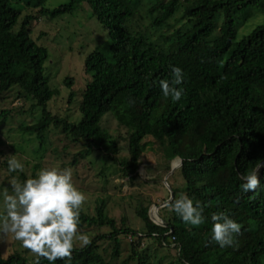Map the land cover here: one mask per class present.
<instances>
[{
    "label": "trees",
    "instance_id": "16d2710c",
    "mask_svg": "<svg viewBox=\"0 0 264 264\" xmlns=\"http://www.w3.org/2000/svg\"><path fill=\"white\" fill-rule=\"evenodd\" d=\"M81 2L105 40L83 58L89 79L69 119L67 113L60 117L49 110L59 93L49 87L50 73L44 71L47 48L38 40L45 32L32 37L31 24L42 20L47 28ZM44 3L0 0V127L11 117L26 116L15 128L33 137L38 159L48 129L57 128L79 145L66 166L98 151V173L106 176L110 161L131 185L141 153L155 144L159 176L177 158L182 164L167 175L168 187L156 175L149 183L167 188L162 200L171 192L173 200L187 195L194 204L199 201L204 216L201 225H190L162 205L159 224L149 218L148 201L138 194L134 214L140 228L135 230L126 214L117 223L108 216L99 194L91 213L84 205L79 229L106 230H84L91 244L83 249L76 244L71 260L54 264H154V252L141 246L145 239L174 252L164 263L158 256L156 264H264V166L256 191L242 190L243 177L264 162V0H67L50 9ZM173 66L184 73L183 82L174 85L183 91L178 101L165 97L159 84L172 82ZM71 82L63 78L67 101ZM7 100L15 103L2 106ZM106 113L127 135L126 157L116 158L117 139L100 124ZM38 166L16 177L20 182L34 178ZM219 212L241 225L231 246L211 241V217ZM27 251L3 254L0 249V264H33ZM40 264L49 261L41 258Z\"/></svg>",
    "mask_w": 264,
    "mask_h": 264
},
{
    "label": "rangeland",
    "instance_id": "374dc122",
    "mask_svg": "<svg viewBox=\"0 0 264 264\" xmlns=\"http://www.w3.org/2000/svg\"><path fill=\"white\" fill-rule=\"evenodd\" d=\"M66 1L45 0L44 6L50 9ZM83 4L85 5L84 7L82 6ZM42 23H44L42 20L37 23L32 21L31 36L38 38L40 33L45 32L44 36L38 40L47 48V59L45 62L47 63V69L44 71L50 73L48 77L49 87L54 88L59 93V96L49 101V110L60 117L66 116L67 113L70 119L71 114L74 115L75 108L80 100L79 93L84 83L89 79L88 74L84 73L83 70V58L94 47L101 48L103 46L105 33L94 21L85 2L78 4L71 13H64L53 18L50 21L51 26L47 25V28ZM64 77H71L72 81L69 88L72 91V96L69 101H67L68 87L64 88ZM13 103H15V100L10 102L7 100L2 103V106H9ZM33 113L36 114L35 112ZM24 117L26 116L11 117L0 127V140L2 144H0V203L3 201L5 189L8 190L9 194H12L10 181L13 178L18 179L16 175L19 171L8 172L7 161L15 157L24 164L23 172L26 176L30 174L32 166L35 163H39L35 171L36 174L45 168L58 167L71 169L75 186L79 184V187L86 192L87 203L85 204V211L87 213L92 212L94 197L102 194L103 198H105L106 214L114 218L116 223L119 220L120 214H126L131 227L137 230L140 228V224L134 214V208L138 204L136 196L139 194L143 200L148 201L147 213L149 218L155 221L159 219V223H163V216L161 215L164 212H162L160 205L161 202L166 201V199L162 200L163 195L168 191L166 187L169 186L170 181V177L168 180L166 177L174 168L169 167L166 173L158 175L159 152L155 144L149 143L141 153L139 165L136 168L137 175L132 179L131 185L126 183L127 177L122 176L118 166L110 161H107L106 164L107 169L105 172L107 175L102 176L100 172L98 173L97 168L100 164L96 159L100 154L98 151H92L88 155L78 158L73 166H66L67 159L71 158V155L77 151L79 145H72L73 143L68 141L69 138L65 133L52 126H50L51 128L48 129V133L46 134L45 150L41 158L34 157L33 149L36 143L33 137L28 138L27 134L20 133L15 128L17 122L21 121ZM100 124L117 139L118 151L116 158L126 157L127 135L124 129L115 125L109 113L102 116ZM146 140H148V137L143 139V141ZM155 175V180H158L164 186L165 184L167 185L165 188H162L159 184H155V186L151 185L153 183L151 177ZM158 176L160 178H157ZM154 210L155 212H153ZM155 215L158 219H156ZM86 229L91 233L106 230L104 227H85L81 228L80 231L86 233L84 232ZM125 240L128 241L127 238ZM125 240H121V243L126 244ZM76 244H79V242ZM141 246L154 252V264H156L158 256L163 257L161 260L163 263L164 260L171 256L172 251L170 249L158 246L151 239L143 240ZM15 248L18 250L25 249L22 247L21 242L13 239L11 235L6 238L4 243H0V249H2L3 254ZM29 252L28 250L26 253ZM173 254L174 252H172Z\"/></svg>",
    "mask_w": 264,
    "mask_h": 264
},
{
    "label": "clouds",
    "instance_id": "9594fccd",
    "mask_svg": "<svg viewBox=\"0 0 264 264\" xmlns=\"http://www.w3.org/2000/svg\"><path fill=\"white\" fill-rule=\"evenodd\" d=\"M171 71L174 77L172 82L161 80L159 84L165 97L171 96L178 101L183 91L174 85L183 82L184 73L175 66ZM7 164L9 173L24 171V164L15 157L10 158ZM181 164L177 158L172 167ZM261 166H264V162L257 166L256 171L243 177L244 192H254L259 187L258 172ZM10 184L12 194L5 189L0 203V243H4L11 235L33 254V264H40L41 258L49 261V264H54L56 260H71L77 242L81 249L91 244L92 237L79 229L87 196L75 186L71 169L45 168L34 178H27L23 182L13 178ZM168 199L161 202L160 206L174 211L183 222L194 226L204 223L203 207L199 201L194 204L187 195L173 200L170 192ZM211 219V241L220 247L231 246L234 235L241 233V225L223 212L214 213ZM151 220L159 223V219Z\"/></svg>",
    "mask_w": 264,
    "mask_h": 264
},
{
    "label": "bare ground",
    "instance_id": "6f19581e",
    "mask_svg": "<svg viewBox=\"0 0 264 264\" xmlns=\"http://www.w3.org/2000/svg\"><path fill=\"white\" fill-rule=\"evenodd\" d=\"M173 165V164H172ZM153 209V208H152ZM153 212H155V210L153 211Z\"/></svg>",
    "mask_w": 264,
    "mask_h": 264
},
{
    "label": "water",
    "instance_id": "95a60500",
    "mask_svg": "<svg viewBox=\"0 0 264 264\" xmlns=\"http://www.w3.org/2000/svg\"><path fill=\"white\" fill-rule=\"evenodd\" d=\"M170 194H171V192H170Z\"/></svg>",
    "mask_w": 264,
    "mask_h": 264
}]
</instances>
